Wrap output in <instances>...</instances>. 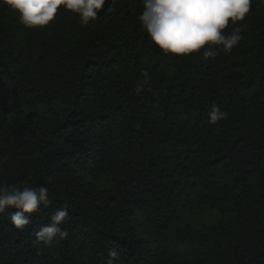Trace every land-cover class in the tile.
Instances as JSON below:
<instances>
[{"label":"trees","instance_id":"trees-1","mask_svg":"<svg viewBox=\"0 0 264 264\" xmlns=\"http://www.w3.org/2000/svg\"><path fill=\"white\" fill-rule=\"evenodd\" d=\"M142 9L27 28L0 7V182L51 201L22 232L0 215V264H264V3L215 59L163 55Z\"/></svg>","mask_w":264,"mask_h":264},{"label":"clouds","instance_id":"clouds-1","mask_svg":"<svg viewBox=\"0 0 264 264\" xmlns=\"http://www.w3.org/2000/svg\"><path fill=\"white\" fill-rule=\"evenodd\" d=\"M107 0H0V7H7L18 14L19 21L27 28L48 25L58 9L71 11L87 26L99 18ZM264 3V0H261ZM143 9L138 16L142 27L154 46L165 56L187 57L199 54L215 59L217 46L224 53L230 52L241 39L239 22L244 21L252 8V0H142ZM231 27L229 33L225 29ZM202 50V51H201ZM147 78V73L144 74ZM211 123L226 118L227 113L212 104L208 113ZM51 204L48 188L23 187L0 182V215L10 214V223L18 231L29 225V216L42 205ZM28 214V215H26ZM69 213L61 206L51 217L50 223L39 233L46 246L51 247L67 236L61 225ZM113 256L115 252L111 253Z\"/></svg>","mask_w":264,"mask_h":264}]
</instances>
